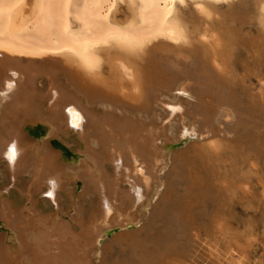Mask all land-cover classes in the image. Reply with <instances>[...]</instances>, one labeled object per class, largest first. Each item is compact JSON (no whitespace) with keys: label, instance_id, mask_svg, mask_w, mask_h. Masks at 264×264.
<instances>
[{"label":"bare ground","instance_id":"bare-ground-1","mask_svg":"<svg viewBox=\"0 0 264 264\" xmlns=\"http://www.w3.org/2000/svg\"><path fill=\"white\" fill-rule=\"evenodd\" d=\"M263 73L264 0H0V264H245Z\"/></svg>","mask_w":264,"mask_h":264},{"label":"rangeland","instance_id":"rangeland-1","mask_svg":"<svg viewBox=\"0 0 264 264\" xmlns=\"http://www.w3.org/2000/svg\"><path fill=\"white\" fill-rule=\"evenodd\" d=\"M186 8H190L191 9V5H189L188 7ZM221 10H224V9H221ZM221 13V11H219ZM246 29V28H245ZM241 52V51H240ZM241 53L238 52V55H241ZM264 74V73H263ZM252 88L249 90L251 93H255V91H257V89L259 88V85H258V82L256 83V80H253L252 82ZM264 87L261 89L263 90ZM260 90V88H259ZM264 93V92H263ZM40 133V132H38ZM244 141V140H243ZM186 142V141H184ZM182 143H177V146H180ZM256 150V149H255ZM254 150V151H255ZM64 152V151H63ZM70 157H72L71 155H69ZM162 169H160V173ZM257 183L253 182L252 185H250V188L247 190V192H241L243 193H239L242 194L240 197H243V198H240V197H237V199L235 200V205H234V208H233V211L235 213V216H234V221H233V227H236L238 228L239 230L242 229V222L243 220L248 217V216H251L253 214H255V212L251 211V210H247L245 209L246 207V199H248V197H251L253 198V196H259L260 194V191H261V188L260 186H257L255 185ZM240 186V185H239ZM253 188V189H252ZM245 193V194H244ZM258 194V195H257ZM250 195V196H248ZM248 196V197H247ZM247 197V198H246ZM246 198V199H245ZM240 200V201H239ZM235 222V223H234ZM236 224V225H235ZM260 228V229H259ZM262 227L260 225H258V227L256 228L255 230V233H254V237H255V240H250V243L248 246L245 247V245L242 243V244H239V245H236L235 247H233L234 245H232V249H234L236 251L235 254H233L234 256L233 257H230L232 260L236 259V258H239L238 256H240L242 254V257H247L246 259H244V262L245 264H264V241H263V238L261 236V229ZM260 230V231H259ZM260 236V237H259ZM107 237H99V239H106ZM257 240V241H256ZM253 241V242H252ZM255 243V244H254ZM263 245L261 246L260 244ZM254 244V245H253ZM242 245V247H241ZM250 246V247H249ZM219 250L224 252L223 254H229V251L230 249H226L223 245L219 246ZM244 247V248H243ZM263 248V249H262ZM227 250L226 253L224 250ZM193 251V249H191ZM196 250V249H195ZM221 252V253H222ZM263 252V253H262ZM237 254V255H236ZM261 254V255H260ZM247 255V256H246ZM227 256V255H225ZM263 261V262H262Z\"/></svg>","mask_w":264,"mask_h":264},{"label":"water","instance_id":"water-1","mask_svg":"<svg viewBox=\"0 0 264 264\" xmlns=\"http://www.w3.org/2000/svg\"><path fill=\"white\" fill-rule=\"evenodd\" d=\"M183 139H182V141H180V142H178V143H184V141L186 140V136H184V137H182ZM177 144V143H176ZM67 149L64 147L63 148V151H64V153H65V155H67V151H66ZM44 196V198L45 199H47L48 201H49V197H47L46 195H43ZM141 200H139V202H140ZM50 202V204H52L53 205V201L51 200V201H49ZM117 230V226H112V227H109V228H107L106 229V235H109L110 233H112V232H114V231H116Z\"/></svg>","mask_w":264,"mask_h":264},{"label":"snow or ice","instance_id":"snow-or-ice-1","mask_svg":"<svg viewBox=\"0 0 264 264\" xmlns=\"http://www.w3.org/2000/svg\"><path fill=\"white\" fill-rule=\"evenodd\" d=\"M13 75H15V73H13ZM71 111V110H69ZM173 111H182V109H178V108H174ZM75 126H79L78 124L75 125ZM15 152H16V148H15V145H12L10 146L8 149H7V157L9 160H12L14 159L15 157ZM48 195H52V193H48Z\"/></svg>","mask_w":264,"mask_h":264}]
</instances>
